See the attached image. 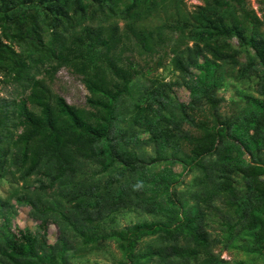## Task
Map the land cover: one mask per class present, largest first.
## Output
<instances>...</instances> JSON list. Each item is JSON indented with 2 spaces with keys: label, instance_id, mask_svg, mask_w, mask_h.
Wrapping results in <instances>:
<instances>
[{
  "label": "trees",
  "instance_id": "1",
  "mask_svg": "<svg viewBox=\"0 0 264 264\" xmlns=\"http://www.w3.org/2000/svg\"><path fill=\"white\" fill-rule=\"evenodd\" d=\"M202 2L189 10L185 0H0V75L21 92L0 98V180L9 182L0 264H80L72 259L103 239L116 242L121 264H264V7L261 18L247 0ZM156 15L160 23H146ZM232 37L254 51L246 62ZM166 53L178 79L142 81L137 55L159 54L161 66ZM223 65L257 78L259 96L245 95L242 117L221 112ZM62 66L82 76L90 108L39 77ZM134 84L146 94L135 108L156 148L151 163L128 149L134 134L118 123V101ZM174 85L190 91L188 104L172 97ZM179 161L202 172V190L188 198L174 189ZM16 203L57 217L58 241L12 231ZM125 210L154 218L121 226ZM210 222L222 235L212 237ZM150 235L163 244L141 246ZM231 248L242 257H222Z\"/></svg>",
  "mask_w": 264,
  "mask_h": 264
},
{
  "label": "rangeland",
  "instance_id": "2",
  "mask_svg": "<svg viewBox=\"0 0 264 264\" xmlns=\"http://www.w3.org/2000/svg\"><path fill=\"white\" fill-rule=\"evenodd\" d=\"M189 10H193L196 5L203 4L202 0H185ZM250 6L255 9L258 15L263 18L264 0H247ZM161 17L156 15L146 21L149 25H156L160 23ZM232 45L242 50L241 61L246 62L248 55H253L254 51L250 48L241 46L237 37L229 39ZM172 54H165L164 64L159 66L157 63L159 54L154 56L137 55V64H140V68L144 71V74L139 78L146 82L148 77H158L163 81H171L178 79V72L173 68L170 60ZM39 77H46L48 83H50L52 89L63 96L70 104L78 107H87V97L89 91L86 88L82 76L69 66H62L53 78H49L47 75L40 74ZM219 85L217 93L223 98L221 104V112L224 116L228 117H242L245 113V109L248 108L246 94L259 96L256 91L257 78L255 76L242 77L239 75L237 68H233L229 65H223L218 70ZM141 81V82H142ZM142 85L134 84L131 87L129 93L121 97L117 104L118 123L122 129H127L130 133L134 134V138L126 143L128 149L131 152H135L140 159H144L147 163H151L156 158V148L153 141L150 139V132L148 131L147 123L138 120V109L135 108L137 103L143 104L146 99V94L140 89ZM20 92V88L10 81H6L4 76L0 75V98L7 97L12 99ZM172 97L178 102H184L188 104L190 102V91L185 86H173L171 93ZM178 115V111L176 112ZM189 126V125H187ZM213 159H217L214 156ZM232 159L234 161L248 160L247 154H239L238 152L232 153ZM161 166L163 164H160ZM160 165L156 164L155 168L159 169ZM184 164L180 161L173 165V169L179 174L181 183L174 187V189L182 195V197L188 198L192 192L202 190L201 177L202 172L198 169L186 170ZM237 180L241 181L237 176ZM9 188V182L7 178L0 180V194H6ZM194 199L190 202L193 203ZM15 202V201H13ZM224 206L223 202H219ZM16 205L17 214L12 220V231L19 233L21 229L40 234L48 243H55L60 237V225L57 217H52L50 213L38 212L36 214L31 213V206L29 205ZM154 218L152 215L145 214L140 210H125L120 213L118 222L121 226L132 224L140 220H150ZM47 219V220H46ZM43 225L45 226L43 228ZM207 229L211 232L212 237L217 234L222 235L219 223L210 222ZM164 239L158 235L147 236L141 246L147 247L149 244L152 246H159L163 244ZM223 244L218 243L214 246L215 252H219L222 249ZM222 257L227 260L234 261L242 257L234 249H226L222 252ZM121 253L117 248L115 241L110 239H103L100 246L92 251L88 252L85 256L74 258L72 261L80 264H121ZM262 262V261H260ZM158 259L155 258L150 264H157Z\"/></svg>",
  "mask_w": 264,
  "mask_h": 264
}]
</instances>
